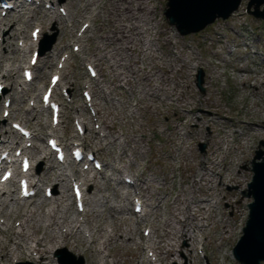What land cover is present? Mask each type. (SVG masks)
<instances>
[{
    "label": "rangeland",
    "instance_id": "obj_1",
    "mask_svg": "<svg viewBox=\"0 0 264 264\" xmlns=\"http://www.w3.org/2000/svg\"><path fill=\"white\" fill-rule=\"evenodd\" d=\"M68 1L44 0L39 4V0H33L22 13L10 11L9 15H0L2 19L5 17V24L0 31V55L6 57L2 59L0 78L4 75L11 77L8 83L0 79V84L5 87V91L0 92V141L5 143L0 147L8 145L14 147L13 151L26 147L31 157L30 172L34 176V182L49 165L57 166L54 174L63 166L57 164L54 155H48V148H42V144L47 145V138L52 133L67 145L68 155L74 144L80 143L85 152L92 151L103 161V168L89 176V173L83 170L80 174H74L73 171L79 169L67 164L65 172L69 173V177H66L65 187L62 184L56 187L53 181L39 182L40 197L18 200L17 204L12 202V198L18 196V185L16 187L14 183H10L7 188L11 194L4 193L0 196V264H35L38 255L29 256L26 249L14 252L15 242L19 241L17 231H20L26 214L32 209L35 210V218L30 220V225H41L44 223L41 221H47L45 214L52 209L51 202L54 196L58 195V191L59 194L65 191L68 198L67 215L78 217L80 220L88 219L111 234L121 230L125 239L132 237L134 242L128 240L126 244L116 237V243L110 246L111 257L107 256V250L100 254L77 251L73 248L71 239L67 245H55L48 254L49 259L43 260H50V264H60L56 256L60 253L68 264H80L82 258L85 264H103L106 259L112 261L113 257L118 264H149L146 262L150 260L149 254L156 253L154 248L147 246L152 244L150 239L156 242L160 240L162 244L169 240L170 228L163 229L164 220L161 216L166 220L172 219V201L176 191L180 192L181 198L189 196L188 190L182 186L189 188V178L196 176L202 161L209 162L211 151L218 149L216 154L219 155L220 151L225 150L227 126L220 130L215 129L212 123L227 125L230 121L229 123L236 125L234 128L242 130L240 127L248 126L249 121L264 119V88L261 87V93L257 94L253 86L259 84L258 80H264V21L248 14L247 1H243L239 10L228 20H217L201 32L182 36L165 18L167 0H153L149 4L155 7L158 24L171 29L172 32L167 37L145 33L146 44L142 46L144 53L140 51L141 42H138V39L133 40V43L137 42V51L134 54L139 55L128 58L126 50L115 48L119 47L120 43L115 45L111 40L105 39L106 35L95 31L109 25L108 20H105L109 0H89L92 4L88 9L83 2L78 6L71 4L68 7ZM48 9L60 16L62 22L58 24L44 17V12L51 14ZM63 10L65 15L62 14ZM1 12L3 11L0 9V14ZM119 19L124 20L123 17ZM12 25L18 31L25 32L19 35L18 39H8L6 42L8 34H12L11 31L8 32ZM34 31L38 35L43 32L41 40H46V48L55 35L56 40L52 47L40 56L33 81L25 84L22 70L28 64L31 50L34 48L30 47L31 33ZM154 38L157 40L152 46L151 39ZM11 42L17 49L12 53L10 50L13 47L6 46ZM75 46H79V50H75ZM159 48L160 51L155 55L154 50ZM105 54L111 55L112 59L108 61ZM136 59H140L136 67H133L138 72L137 76L131 74L129 67H132ZM87 64L96 67L98 77L89 76ZM61 65H64L63 69H60ZM199 68L204 71V93L196 86ZM55 72L61 75V88L56 97L62 102V113L61 123L54 127L53 131L51 113L41 109V102L38 101L50 75ZM124 75L125 78H122ZM124 80L130 83L141 80L140 86H135L139 89L133 97L127 98L124 94ZM245 80L251 81L244 84ZM11 84L14 89H11ZM85 89H89L93 94L94 111L97 113L95 117L85 105L82 96ZM10 97L16 99L9 107L10 117H6L4 102ZM131 103L134 105H130ZM30 109L32 111L28 113ZM222 115L229 118L218 120ZM13 121L33 128L36 145L43 150L36 151L31 146L27 148L34 139L22 140L16 135H11ZM76 121H81L89 129L85 135H80L75 129ZM247 134L246 141L237 136L228 156L229 161L235 162V168L240 174L235 181L227 182L228 184L222 187L225 198L220 200V209L229 219L226 227L229 235H220L224 229L216 222L214 212H207L205 215L209 216V222H213V230L209 237L203 233L198 236V240L204 242L203 246L201 243L198 245L203 251L198 249L192 253L193 264H239L233 258L232 250L245 224L247 204L252 200L243 196V191L247 189L253 174L251 161L260 142L264 143V136L250 131ZM182 142L184 149L178 153L177 145L181 146ZM202 144L205 145L203 151ZM261 149L264 151V145H261ZM238 152L243 153L236 156ZM43 156H47L44 161L41 160ZM93 175H96V178H93ZM70 177L83 182L84 194L94 199L88 206L85 201L86 211L83 213L75 208ZM126 177L133 181L139 178V188L136 191L125 182ZM94 181L96 184H93ZM45 185L51 186L54 191L51 198L44 197L42 187ZM164 185L166 194L162 193L164 199L157 207V216L151 213L150 203L156 202L154 194ZM147 186L148 191H143ZM125 194L129 199L126 200ZM104 196L108 197L109 202L105 203ZM135 197H141L143 203L145 201L144 213H135ZM3 200L9 202L7 209L2 205ZM110 205L116 209H112ZM94 210L100 214L95 215ZM155 210L156 208L153 211ZM89 225L88 223L85 226L90 229ZM148 229L150 233L146 235L144 230ZM104 233L101 234L105 235ZM42 234L44 230L40 231L39 236ZM177 244L188 253L186 240L182 238ZM87 246L88 243L85 242L84 247ZM5 247L13 254L9 261L3 262L1 255L5 252ZM143 247L146 249L143 250ZM177 253L180 254V250ZM165 264L188 262L176 263L169 253Z\"/></svg>",
    "mask_w": 264,
    "mask_h": 264
},
{
    "label": "bare ground",
    "instance_id": "obj_2",
    "mask_svg": "<svg viewBox=\"0 0 264 264\" xmlns=\"http://www.w3.org/2000/svg\"><path fill=\"white\" fill-rule=\"evenodd\" d=\"M43 1V0H40ZM109 8L106 10L107 16H105V20H108L109 25L103 26L100 29H95L97 33H102L103 35H106V40H111L115 45H118L120 43V46H116L117 49L126 50L128 58H132L134 55H139V53H136L137 48L135 45L136 43H133V40H137L138 42H141L140 51L144 53L142 50V46L146 44L144 40V34H150L155 33L158 36H164L167 37L170 32H172L171 29H168L166 27H162L158 24L157 18H155V7L150 6L149 3H152L153 0H109ZM85 3V7L88 9L89 6H91V2L89 0H69L67 2V6L69 7L71 4H76L77 6L80 5V3ZM111 6V7H110ZM51 11V10H50ZM20 16V15H19ZM33 19V15L30 16ZM44 17L50 18L52 21L55 22H62V18L55 14L54 11H51V14L44 12ZM119 17H123L124 20L119 19ZM5 17L0 18V31L2 30V25L5 24L3 21ZM14 24V23H13ZM41 25V24H40ZM11 31L12 34H8L6 38V42L8 39H18L19 35L23 34L24 30H17L16 28L10 26L8 28V32ZM44 32V30H43ZM40 34V38H42V34ZM167 40V38H165ZM156 38L151 39V44L154 46V43L156 42ZM37 43L34 44L33 47H36ZM7 48H11L10 52H15L17 49L14 46V43H8ZM32 46V44H31ZM114 50V49H113ZM128 51L130 53H128ZM152 51V50H151ZM160 51V48L156 51L154 50L153 53L155 55L157 52ZM150 53V52H149ZM151 54V53H150ZM107 60H111V55L105 54L104 55ZM6 57L4 55H0V67L2 65V59H5ZM181 58V57H180ZM184 60L183 58H181ZM119 64V59H117ZM140 59H136L130 67V72L132 75L138 74L137 70L135 68L137 65V62H139ZM264 62V60H263ZM116 62H114L115 64ZM21 64V63H20ZM113 64V65H114ZM22 65V64H21ZM112 65V66H113ZM11 70V69H9ZM13 71V70H11ZM18 71V67H17ZM16 71V74H17ZM116 77H120V75H116ZM125 78V75L122 77ZM146 80L148 78L145 76ZM264 78V76H263ZM4 80V83H8L11 80L10 75H4V77L0 78ZM251 80H245L244 84L250 83ZM259 84L253 85L257 94L261 93L260 88H264V80H258ZM3 85V84H2ZM11 89H14L12 84L10 85ZM8 88V86H6ZM264 93V91H262ZM15 97L11 98L10 100L12 102H15ZM41 102V99L38 101V103ZM39 107H42L40 105ZM186 110V109H185ZM32 110H28L27 112L30 113ZM189 111V110H188ZM190 114L192 111L189 112ZM189 113L187 115H189ZM96 114H94V117ZM183 116V115H181ZM211 115H208L210 117ZM179 117V116H178ZM213 117V116H211ZM229 117L226 115H222V117H219L220 119H228ZM193 119V118H191ZM230 122V121H229ZM226 123L227 125L219 124L218 122H213L212 125L215 129H222L224 126L229 127H235L236 125L232 123ZM243 123L242 121H240ZM83 129L85 132L89 131L87 126L85 124L83 125ZM197 126V125H195ZM239 127V126H238ZM242 130L240 131L239 136L242 138V140L246 141L248 134L247 132H253L256 135L264 136V119L263 120H254L249 121L248 126L246 127H240ZM248 130V131H247ZM213 132V130H212ZM33 136L32 139L36 138ZM50 136V134H49ZM185 136V135H184ZM36 140H32L33 148L36 151H41L43 149H39V147L36 145ZM186 142V141H185ZM3 140L0 142V146L4 144ZM182 145H177L176 150H178V153L182 152L184 149V142L181 143ZM5 147H9L8 145H4ZM1 148V147H0ZM11 148V147H10ZM42 148H48V146L45 144H42ZM24 149V148H22ZM218 149L211 151L209 156V162L202 161L201 165L199 166V171L196 172V176L192 175L189 178V188L187 186H182V188H185L188 190L189 196L186 198H181L180 192L176 191V195L174 197V200L172 201V207H173V213H172V219L166 220L161 216V219H163V229L169 227L170 230H168V238L166 244H162L159 240L158 242L150 239V242L152 243L150 246L156 250L155 254H152V260H146L149 264H154V262L158 264H165V258L170 253L172 255L173 260L176 263H183L184 261L188 262V264H193L192 253L197 251L199 243L201 245H204V242H200L198 240V236L203 233V235H208L212 233V224L213 222H209V216L205 215L207 212H214V216L216 217V222H219L221 224V227L224 229V231L220 235H229V230L226 228L228 227L229 219L226 218L220 209V200L222 198H225V195L222 193V187L225 184L231 183L235 181V179L239 176V171L235 168V162L229 161L228 156L230 154L229 149H225L224 151H220L219 155L216 154ZM27 149L25 147L24 153H26ZM243 152H238L235 154L238 156V154H242ZM177 155L175 154V160ZM47 156L42 157V161L46 160ZM58 169L55 165H49L48 168L44 169L42 174L38 177V182L44 183L46 181H53L54 185L62 184L63 187H65L66 177H69L67 173L65 172V166L59 168V172L54 171ZM74 174L78 173V170L73 171ZM121 172V170H120ZM2 175V174H1ZM53 177V179H52ZM93 178H96L94 175ZM139 179V178H136ZM226 179V182H225ZM228 182V183H227ZM93 184H96L95 181ZM134 190L136 191L139 188V185L134 186ZM55 187V186H54ZM149 186L146 187V189H143V191H148ZM202 188V189H201ZM166 186L164 185L163 188L159 190V192H156L154 194L155 203L151 201V213L157 214L158 206L160 202L164 199L162 197V193H165ZM202 190V195H201ZM204 192H207L205 194ZM126 200L129 199L127 194H125ZM84 203L86 201V204L88 206V203H92L94 199H91V196L89 198L85 195L83 197ZM105 203L109 202L108 197L105 198ZM68 198L65 195V191L58 195L54 196V199L52 200L51 204L52 209L45 214V217L47 218V221H41L44 223H41V225L32 224L30 225V220H34V214L35 210L32 209L28 214H26L25 219L23 220V226L21 227L20 231H17V238L19 239L16 243V250L20 249H26L29 252V256L36 254L38 255V258L36 259L35 264H50V260L47 263V261L43 259H49L48 254L51 253V251L54 249V246L58 244L59 247H61V243H65V245L69 244L70 240L73 239V248L77 249V251H84L90 252L94 254H100L103 253L104 250H107V256L110 255V246L113 245V243H116V237H118L119 241H124L126 244L129 242H134L132 237L124 238V233L119 230L117 233H108L107 229L102 228L100 225H95L89 222L88 219L86 220H80L78 217H71L70 215H67V210L69 209V205L67 203ZM12 202L17 204L16 198H12ZM9 202L7 200H3L2 205L4 207H8ZM40 206V204H37ZM85 205V204H84ZM112 209H116L115 206L110 205ZM135 206V204H134ZM7 207L5 209H7ZM35 207V206H34ZM37 207V206H36ZM156 208L155 211H153ZM86 210V209H85ZM120 210H123V208H120ZM88 211V210H87ZM16 212V210H15ZM119 212V211H118ZM204 214L201 215L200 214ZM95 215L100 214L98 211L94 210ZM61 214V215H60ZM147 213H145L146 215ZM160 218V217H159ZM90 224L89 228H87L85 225ZM66 227V230H64ZM44 230V234L42 236H39L40 231ZM102 232H105L101 234ZM112 232V230H111ZM222 237V236H221ZM79 238V240H78ZM186 240V243H188V253L183 251V247L181 245H178L177 242L181 239ZM207 240V237H205ZM85 242L88 243L87 247H84ZM98 244H100V247L98 248ZM177 245V247H176ZM201 248V247H200ZM146 249V247H143V250ZM178 250H180V254H178ZM35 252V253H34ZM13 252L5 247V252L1 255V261H9L11 258V255ZM55 255L53 256V258ZM112 257V256H111ZM44 262V263H43ZM46 262V263H45ZM103 264H118L117 260L113 257L112 261H109L106 259Z\"/></svg>",
    "mask_w": 264,
    "mask_h": 264
},
{
    "label": "water",
    "instance_id": "obj_3",
    "mask_svg": "<svg viewBox=\"0 0 264 264\" xmlns=\"http://www.w3.org/2000/svg\"><path fill=\"white\" fill-rule=\"evenodd\" d=\"M243 1H247L248 14L264 21V0H167L164 14L168 23L174 26L180 35L185 36L198 33L217 20H228L239 10ZM54 38L51 44L55 42ZM44 51L45 49L42 48L41 53ZM203 84L204 71L199 68L196 85L202 93L205 92ZM261 145L264 143L260 142L251 161L253 174L247 189L243 191V196L252 200L247 204V218L232 250V255L239 264L264 263V151ZM204 147L205 145L202 144V151ZM84 263L82 258L80 264Z\"/></svg>",
    "mask_w": 264,
    "mask_h": 264
}]
</instances>
